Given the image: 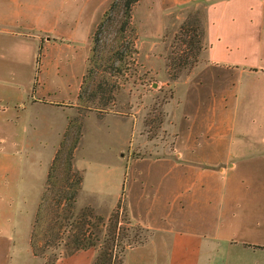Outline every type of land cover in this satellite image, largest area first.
<instances>
[{
	"label": "rangeland",
	"instance_id": "rangeland-1",
	"mask_svg": "<svg viewBox=\"0 0 264 264\" xmlns=\"http://www.w3.org/2000/svg\"><path fill=\"white\" fill-rule=\"evenodd\" d=\"M15 2L0 0V25L11 31L6 38H0V49L7 47L11 58L2 68L8 73L7 78L0 81V107L3 108L0 115V231L9 234L12 241L9 264H49L55 257L69 256L59 246L43 250L41 257H34L28 246L30 226L47 169L66 128L59 135L58 129L62 128L63 116L67 113L60 109L71 108L72 116L67 120L75 119L81 124L74 166L82 172L83 187L77 195L75 211L89 208L94 216L103 220V226L93 232L101 244L108 240V235L113 236L109 264H120L126 247L145 242L148 232L130 222L124 210L123 190L118 198L120 212L116 225L113 227L112 221L107 222L118 201L110 207V194L105 188L91 189L101 182L97 165L117 153L135 159L170 154L167 145L175 137L184 155L203 159L211 157L210 150H214L203 144L206 141L230 143L264 139L262 132H245V98L230 109L226 100V108L221 110L222 96L230 89L228 79L212 82L202 77L206 85L201 86L198 79L188 85L183 79L176 81L204 59L207 49L204 12L208 0H194L166 11L160 35L159 13L157 9L149 10V0H143L140 5L139 0L136 3L139 6L132 8L134 63L121 76H105L118 90L113 104L104 113L132 117L135 125L131 128L113 118L100 120L104 114L85 111L69 103L75 99L85 68L90 35L110 0H23L21 13L16 12ZM192 16H197L203 30L201 49L195 52L194 58H187L189 69L178 72L175 80H169L166 56H182L181 52L191 49L181 45L177 36L179 26ZM161 61L164 67L162 75L158 76ZM211 89L215 91V98L210 94ZM31 96L57 102L55 106L60 109L32 105ZM169 99L168 114L164 105ZM213 104L214 111L208 113ZM65 142L69 143V137ZM87 250L94 260L98 247Z\"/></svg>",
	"mask_w": 264,
	"mask_h": 264
},
{
	"label": "crops",
	"instance_id": "crops-1",
	"mask_svg": "<svg viewBox=\"0 0 264 264\" xmlns=\"http://www.w3.org/2000/svg\"><path fill=\"white\" fill-rule=\"evenodd\" d=\"M192 1L149 0V10L159 13V35L166 11ZM15 3L16 12L21 13L23 0ZM207 3L204 59L176 81L183 79L188 85L198 79L201 86L206 85L203 78L212 82L228 79L230 89L222 96L221 110L226 108V100L230 109L245 98V132L264 133V0ZM9 32L0 25V38L9 36ZM10 60L7 47L0 49L1 82L8 74L2 68ZM160 63L158 76L164 67ZM210 94L215 98L213 89ZM171 99L164 105L168 114ZM69 103H76V94ZM30 104L60 109L55 106L57 102L39 97L31 96ZM60 111L67 113L59 135L72 116L71 108ZM104 118L130 128L135 125L130 116L108 113L100 120ZM203 144L214 149L206 159L184 155L175 137L167 145L170 154L135 159L117 153L97 165L101 182L91 189L105 188L110 194V207L123 190L124 210L130 222L148 232L145 242L123 252L121 264H264V139L230 143L210 140ZM142 164L144 167L139 166ZM1 222L0 218V228ZM11 246L10 235L0 231V264H9ZM92 260L89 250H81L58 258L54 264H91Z\"/></svg>",
	"mask_w": 264,
	"mask_h": 264
},
{
	"label": "trees",
	"instance_id": "trees-1",
	"mask_svg": "<svg viewBox=\"0 0 264 264\" xmlns=\"http://www.w3.org/2000/svg\"><path fill=\"white\" fill-rule=\"evenodd\" d=\"M138 1L110 0L96 23L90 35L85 68L76 93L77 108L102 115L113 104L118 87L114 82L107 81L105 76H121L134 63L135 35L130 20L132 8ZM202 36L203 30L197 16H192L190 21H184L179 26V43L190 46L191 49L187 53L181 52L184 54L182 56H166L169 80H175L178 72L191 67L187 58H194L195 52L201 49ZM195 61L196 59L194 63ZM76 121L70 118L67 120L62 140L49 163L30 226L28 246L34 257H41L43 250L59 246L65 249L66 255L98 247V253L91 264H109V248L113 236L108 235V240L101 244L94 232L103 226V220L94 216L89 208L76 212L74 207L83 180L82 172L74 166V152L81 138V124ZM73 122L76 126L72 125ZM68 137L69 143L66 145L65 139L67 141ZM119 210L118 200L107 218L109 224L113 222V227L116 225ZM130 245L126 249L132 247ZM57 259L58 257L53 258L49 264H54Z\"/></svg>",
	"mask_w": 264,
	"mask_h": 264
}]
</instances>
